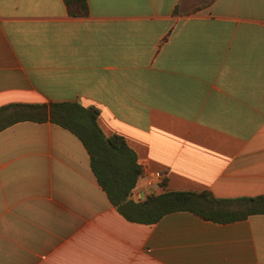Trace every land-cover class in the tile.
Here are the masks:
<instances>
[{"label":"crops","instance_id":"obj_1","mask_svg":"<svg viewBox=\"0 0 264 264\" xmlns=\"http://www.w3.org/2000/svg\"><path fill=\"white\" fill-rule=\"evenodd\" d=\"M87 4L0 0V107H95L142 167L130 199L162 192L156 171L171 190L264 195V0ZM0 264H264V214L129 222L73 133L19 121L0 130Z\"/></svg>","mask_w":264,"mask_h":264},{"label":"trees","instance_id":"obj_2","mask_svg":"<svg viewBox=\"0 0 264 264\" xmlns=\"http://www.w3.org/2000/svg\"><path fill=\"white\" fill-rule=\"evenodd\" d=\"M214 0H207L212 2ZM70 16L88 14L87 0H63ZM196 9V8H195ZM176 12V11H175ZM99 111L77 101L49 104H9L0 107V130L19 121L49 120L73 133L85 147L92 172L109 202L127 221L153 224L164 215L188 212L203 219L226 224L264 214V195L218 198L210 191H178L166 188L143 200L129 198L142 176L135 152L117 134L106 136L98 124Z\"/></svg>","mask_w":264,"mask_h":264},{"label":"built area","instance_id":"obj_3","mask_svg":"<svg viewBox=\"0 0 264 264\" xmlns=\"http://www.w3.org/2000/svg\"><path fill=\"white\" fill-rule=\"evenodd\" d=\"M165 180V176L159 172V171H156V172H152L150 174H147V182H146V185L149 187L153 184H156L158 186H161L163 184ZM150 195V194H148ZM148 195L144 194L145 197H147ZM138 200H140L141 198L139 197V194H138Z\"/></svg>","mask_w":264,"mask_h":264},{"label":"rangeland","instance_id":"obj_4","mask_svg":"<svg viewBox=\"0 0 264 264\" xmlns=\"http://www.w3.org/2000/svg\"><path fill=\"white\" fill-rule=\"evenodd\" d=\"M195 1L201 4L203 2H206L207 0H195Z\"/></svg>","mask_w":264,"mask_h":264}]
</instances>
